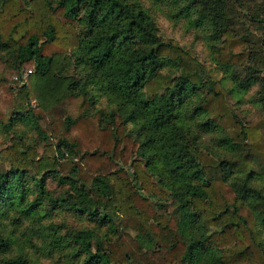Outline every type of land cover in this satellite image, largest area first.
Instances as JSON below:
<instances>
[{
	"label": "trees",
	"instance_id": "16d2710c",
	"mask_svg": "<svg viewBox=\"0 0 264 264\" xmlns=\"http://www.w3.org/2000/svg\"><path fill=\"white\" fill-rule=\"evenodd\" d=\"M220 32L224 41L214 55L217 63L243 65L249 57L245 41L226 28ZM0 52L7 55L0 57V95L1 88L9 95L0 104V122L10 126L27 109L45 141L41 153L18 137L0 150V166L10 167L0 174V205L13 199L7 196L27 172L41 188L47 176L59 174V183L68 186L61 202L104 222L108 215L119 219V233L105 249L95 241L92 251L96 236L89 230L72 234L79 264H196L201 257L208 264L206 257L216 252L217 264H264V241L247 202L258 190L250 182L254 171L264 176V116L250 124L237 120L206 67L175 40L160 36L145 12L125 0H57L54 5L50 0H4ZM71 55L88 83L116 105L110 121L104 123L99 111L88 114L87 91H76L64 75L73 65ZM170 64L179 70L175 80L163 73ZM26 71H31L27 82L19 86L14 78ZM204 75L211 78V89L195 112L204 116L205 129L225 134L224 143L244 155L239 160L218 161L187 135L178 108L196 93ZM121 115L138 127L136 139L124 132ZM83 127L102 138L108 135L112 146L108 151L82 149ZM125 154L127 167L116 156ZM65 158L77 163L66 169ZM94 158L100 166L94 172L85 169L86 160ZM147 171L160 181L155 183ZM238 173H245L243 181L230 182ZM159 185L179 200L178 220L150 205V196L167 197ZM254 209L264 217V202ZM8 248L0 236V251ZM2 264L31 263L17 257Z\"/></svg>",
	"mask_w": 264,
	"mask_h": 264
},
{
	"label": "rangeland",
	"instance_id": "374dc122",
	"mask_svg": "<svg viewBox=\"0 0 264 264\" xmlns=\"http://www.w3.org/2000/svg\"><path fill=\"white\" fill-rule=\"evenodd\" d=\"M3 1L0 0V6ZM56 1L50 0L53 5ZM125 1L145 12L155 24L160 36L175 40L190 51L199 65L206 67L218 86L226 93L227 103L237 120H241L243 124H250L258 117L264 116V0H206V3L200 0ZM224 28L246 43L249 57L241 66L224 68L214 58L218 49L223 46L224 36L220 31ZM6 56L0 52V57ZM71 58L74 61L73 65L64 75L72 79L76 91L81 88L87 91L91 102L88 114L99 111L103 115L104 123L110 121L111 115L116 113V105L95 84L88 83L84 70L75 63L76 57L71 55ZM164 72L169 73L174 80L180 75L174 64L163 68ZM211 83V78L204 75L196 93L186 99L185 106L179 107L178 112L187 124V135L194 140L197 149L218 161L239 160L244 155L224 143L225 134L218 130L205 129L204 116L195 112L199 100L210 91ZM7 99L9 95L1 88L0 104L6 103ZM30 105L33 107L36 103L32 102ZM21 114L24 118L15 120L10 126H4L0 122V150L10 144L12 137H18L24 146L33 147L41 153L45 141L32 123L27 109ZM121 116L124 132L136 139L138 127L126 122L124 120L126 117ZM79 133L82 149L92 151L99 147L100 150L108 151L112 146L108 135H102L104 136L102 138L88 127H83ZM116 156L120 159L118 161L120 165L128 166L129 154L123 157ZM135 158L143 160L138 155H135ZM71 162L77 163V160L70 158L62 160L66 169L70 167ZM100 163L94 158L87 159L86 164L81 165L83 164L85 169L90 167L94 172ZM9 171L8 165L0 166V174ZM254 173L256 177L250 182L251 186L258 190L247 202L254 210L264 241V217H260L258 211L254 209L255 204L264 202V176L258 175L256 170ZM148 174L155 183L160 181L158 176H153L149 172ZM59 176V174L47 176L45 185L41 188L35 185L34 174L27 172L21 182H18L20 185H17L16 190L7 196L13 199L0 205V236L9 243L7 250L0 251V264L17 257L26 258L31 264H79L72 234L83 229L91 231L96 236L91 241L92 251L96 249L95 241H99L104 249L109 242L115 241L119 233L116 229L119 219L108 215V220L104 222L99 218H92L88 213L73 210L61 202L66 200L68 186L59 183ZM244 178L245 173H238L229 181L241 183ZM159 187L167 193V197L160 200L150 196V205L157 213L178 220L179 200L169 194L166 186ZM103 216L102 214L101 217ZM198 234L200 232L197 231ZM185 235L189 236L188 230L185 231ZM218 256L217 252L212 253L206 257V261L208 264H217ZM204 263L201 257L200 262L196 264Z\"/></svg>",
	"mask_w": 264,
	"mask_h": 264
},
{
	"label": "built area",
	"instance_id": "2783aa9c",
	"mask_svg": "<svg viewBox=\"0 0 264 264\" xmlns=\"http://www.w3.org/2000/svg\"><path fill=\"white\" fill-rule=\"evenodd\" d=\"M30 73H31V71H26L22 74V76L20 78H18V77L14 78V81L16 83H18L19 86H22V85L26 84L28 76Z\"/></svg>",
	"mask_w": 264,
	"mask_h": 264
}]
</instances>
